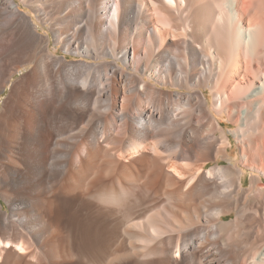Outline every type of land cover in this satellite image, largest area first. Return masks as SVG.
Masks as SVG:
<instances>
[{
    "label": "bare ground",
    "instance_id": "bare-ground-1",
    "mask_svg": "<svg viewBox=\"0 0 264 264\" xmlns=\"http://www.w3.org/2000/svg\"><path fill=\"white\" fill-rule=\"evenodd\" d=\"M8 87L0 264H264V0H0Z\"/></svg>",
    "mask_w": 264,
    "mask_h": 264
},
{
    "label": "rangeland",
    "instance_id": "rangeland-1",
    "mask_svg": "<svg viewBox=\"0 0 264 264\" xmlns=\"http://www.w3.org/2000/svg\"><path fill=\"white\" fill-rule=\"evenodd\" d=\"M21 9H22L23 11L27 12L28 14H31V16L33 17V14H32L31 12H29V10H28L27 7L22 6ZM39 31H40L41 33H43V34H47L48 32L50 33V30L47 29V27L42 26V25L39 26ZM51 49H52V51H57V50H58L57 53H58V55H60V56H62V55L64 54V52H63L61 46L55 44L54 42L51 44ZM68 58H69L70 60H73V59H76V58H79V57L70 54V55H68ZM27 69H28V67H25V68L21 69L20 71H18L13 79H15V78H17L18 76H20V75H21L23 72H25ZM9 87H10V85H9ZM9 87H8L7 90H5L4 92H2V95L0 96L1 98H4V97L7 95L8 91H9ZM227 129H231V126H229ZM236 153H237V148L234 147V150H232V155H231V158H232V159H234V158L236 157ZM224 162L226 163L227 161H224ZM212 164H213V163H212ZM251 174H252L251 171H248V172H247L246 179H247L248 182L250 181ZM226 217L229 218V219L231 218L230 215H229V216H226Z\"/></svg>",
    "mask_w": 264,
    "mask_h": 264
}]
</instances>
